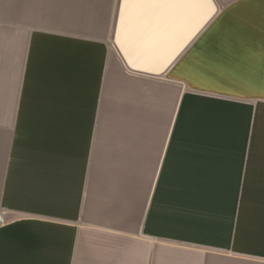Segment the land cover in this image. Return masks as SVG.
Here are the masks:
<instances>
[{
  "label": "crops",
  "instance_id": "0c3cea01",
  "mask_svg": "<svg viewBox=\"0 0 264 264\" xmlns=\"http://www.w3.org/2000/svg\"><path fill=\"white\" fill-rule=\"evenodd\" d=\"M118 1L0 0V264H264V0L158 77Z\"/></svg>",
  "mask_w": 264,
  "mask_h": 264
},
{
  "label": "water",
  "instance_id": "95a60500",
  "mask_svg": "<svg viewBox=\"0 0 264 264\" xmlns=\"http://www.w3.org/2000/svg\"><path fill=\"white\" fill-rule=\"evenodd\" d=\"M216 12V0H119L113 47L128 71L161 76Z\"/></svg>",
  "mask_w": 264,
  "mask_h": 264
},
{
  "label": "bare ground",
  "instance_id": "6f19581e",
  "mask_svg": "<svg viewBox=\"0 0 264 264\" xmlns=\"http://www.w3.org/2000/svg\"><path fill=\"white\" fill-rule=\"evenodd\" d=\"M174 14H176V13H174ZM162 19L163 20H167V19H165L164 17H162ZM182 20H185V19H187L188 21H190V19H188V17L186 16V17H184V18H181ZM190 23H191V21H190Z\"/></svg>",
  "mask_w": 264,
  "mask_h": 264
}]
</instances>
